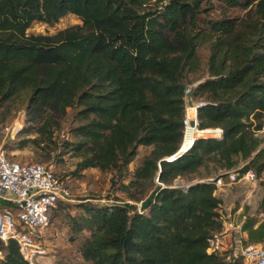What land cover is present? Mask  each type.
I'll list each match as a JSON object with an SVG mask.
<instances>
[{
  "label": "trees",
  "instance_id": "trees-1",
  "mask_svg": "<svg viewBox=\"0 0 264 264\" xmlns=\"http://www.w3.org/2000/svg\"><path fill=\"white\" fill-rule=\"evenodd\" d=\"M222 1L248 10L203 19L202 27L212 0H0V110L5 119L26 113L15 146L43 161L63 149L78 159V171L110 173L123 193L113 204L87 201L68 214L73 240L88 233L79 245L84 264H244L243 255L207 250L225 220L209 177L241 161L242 173L264 171V137L256 135L264 126V0ZM69 13L82 23L29 31ZM202 45L208 76L187 80L202 68ZM199 79L191 87V98L205 102L199 128L220 127L222 137H200L171 159L184 140L185 89ZM70 109L74 139L61 140ZM140 146L150 150L131 169ZM196 177L186 188L176 184ZM158 183L140 211L137 202ZM15 208L0 198V210ZM241 229L244 245L264 242V218L247 215ZM0 251V264H29L14 240L0 241Z\"/></svg>",
  "mask_w": 264,
  "mask_h": 264
},
{
  "label": "rangeland",
  "instance_id": "rangeland-1",
  "mask_svg": "<svg viewBox=\"0 0 264 264\" xmlns=\"http://www.w3.org/2000/svg\"><path fill=\"white\" fill-rule=\"evenodd\" d=\"M209 12L207 15H202L201 26L206 24L203 19H222L228 17H242L245 15L248 9L241 6L232 7L227 5L222 0H212L208 5ZM82 23L81 19L72 13L62 17L58 22L49 24L45 22H35L29 29L32 33H44L53 34L65 27ZM199 55L201 58L202 68L196 72L188 75L187 80H195L196 78L208 76L207 73V60L209 55L208 45H202L199 48ZM203 79L194 81V83L188 84L196 86ZM26 119L25 108L12 112L5 119V113L0 110V148H4L8 155L21 162H42L51 166L53 170L63 178L65 184L68 186L71 196L68 201L62 202L52 212L50 225L44 233V245L49 252V255H54L55 263H86L81 254L79 253V245L81 239L88 235L86 231L79 234L74 240V233L70 226V220L68 214L76 215L79 208L77 205L91 201L99 205H108L116 202L117 197H123V193L118 189L117 185H113L110 182V173H103L97 168H88L86 170L78 171L76 163L78 159L72 157L70 153L60 150L52 154L48 160H39L36 158L34 150L32 148L18 149L15 145L18 141V129L24 125ZM78 123L75 118L74 110L70 109L68 116L66 117L63 128L61 130L60 139L73 140L74 137L71 133V128ZM20 128V129H21ZM256 135L264 137L263 129L258 131ZM213 137V136H207ZM150 148L142 147L138 150L136 158L130 164V168H134L142 158L149 152ZM61 153V154H59ZM244 162L236 167L239 171L237 180L232 184H227L220 187L215 193L221 199V205L219 211L225 220L230 222H239L243 215L253 214L256 218H264V213L258 214L259 204L264 196V171L258 173L240 171ZM226 169H221L209 178L216 177L224 173ZM131 175H126L124 181L128 182ZM208 178V177H207ZM206 179V178H205ZM203 179V180H205ZM227 183V179H224ZM199 181L196 177L194 179L180 178L176 181V184L181 187H186L189 183H195ZM65 205H68L64 207ZM140 209L141 202H137ZM2 210V209H1ZM4 210V209H3ZM14 210V209H13ZM230 227V225H229ZM232 231V237L235 240L229 244V247L223 251L224 255L238 256L241 255V248L244 246L242 237L239 232L234 229Z\"/></svg>",
  "mask_w": 264,
  "mask_h": 264
},
{
  "label": "built area",
  "instance_id": "built-area-1",
  "mask_svg": "<svg viewBox=\"0 0 264 264\" xmlns=\"http://www.w3.org/2000/svg\"><path fill=\"white\" fill-rule=\"evenodd\" d=\"M191 87L185 89L186 106L183 119L184 139L189 130L197 131L190 147L200 137L220 138L223 133L220 127L199 128L198 108L205 102L191 98ZM192 122L196 124L193 125ZM187 150L182 151L180 148L176 156L182 155ZM238 175V169H232L211 178L210 180L217 187L215 192L220 187L234 183ZM225 178L228 180L227 183ZM70 196L65 181L51 166L42 162L17 161L11 158L4 148H0V198L12 201L16 207L15 210H0V241L7 243L14 240L19 246L21 255L29 264H42L40 259L49 255L43 243L44 233L50 225L53 210L60 203L68 201ZM228 225V220H224L223 229L208 237L209 253L223 254V251L229 247ZM241 255L246 264H264V242L244 245L241 248ZM2 258L4 253L0 251V259Z\"/></svg>",
  "mask_w": 264,
  "mask_h": 264
},
{
  "label": "crops",
  "instance_id": "crops-1",
  "mask_svg": "<svg viewBox=\"0 0 264 264\" xmlns=\"http://www.w3.org/2000/svg\"><path fill=\"white\" fill-rule=\"evenodd\" d=\"M19 129L17 131H19ZM140 148H141V146H140ZM250 215L253 216V214H250ZM246 218H247V215L244 214L243 218L238 223L237 222H230V224H229L230 227L228 225V228H230V232L227 234L228 244H230L232 242V240H235V238L232 237V234L234 231H232L233 229H231V228L236 229L239 232L240 237H242V239L247 238V233L245 231H242V229H241V225L245 221ZM40 262L42 264H55L54 255H46L40 259ZM244 264H246V262H244Z\"/></svg>",
  "mask_w": 264,
  "mask_h": 264
},
{
  "label": "water",
  "instance_id": "water-1",
  "mask_svg": "<svg viewBox=\"0 0 264 264\" xmlns=\"http://www.w3.org/2000/svg\"><path fill=\"white\" fill-rule=\"evenodd\" d=\"M192 124L194 125L196 123L192 122ZM161 187L162 185L158 183V185H156V187L150 192V194L144 200L141 201V205H140L141 211H144L149 207V205L153 202L156 194L160 191Z\"/></svg>",
  "mask_w": 264,
  "mask_h": 264
},
{
  "label": "bare ground",
  "instance_id": "bare-ground-1",
  "mask_svg": "<svg viewBox=\"0 0 264 264\" xmlns=\"http://www.w3.org/2000/svg\"><path fill=\"white\" fill-rule=\"evenodd\" d=\"M196 133H197V131L196 130H189L188 132H187V134H186V136H185V139H184V141H183V144H182V146H181V150L182 151H185L186 149H188L189 147H190V145H191V143H192V141H193V139H194V136L196 135ZM172 158H176V155H173L172 157H171V159Z\"/></svg>",
  "mask_w": 264,
  "mask_h": 264
}]
</instances>
